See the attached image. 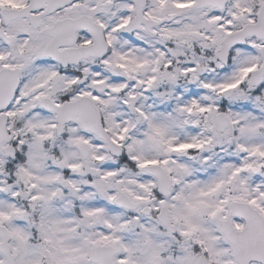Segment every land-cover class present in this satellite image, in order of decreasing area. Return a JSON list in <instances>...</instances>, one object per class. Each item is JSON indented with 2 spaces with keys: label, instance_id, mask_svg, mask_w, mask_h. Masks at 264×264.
Masks as SVG:
<instances>
[{
  "label": "snow or ice",
  "instance_id": "6c2138e0",
  "mask_svg": "<svg viewBox=\"0 0 264 264\" xmlns=\"http://www.w3.org/2000/svg\"><path fill=\"white\" fill-rule=\"evenodd\" d=\"M0 264H264V0H0Z\"/></svg>",
  "mask_w": 264,
  "mask_h": 264
}]
</instances>
